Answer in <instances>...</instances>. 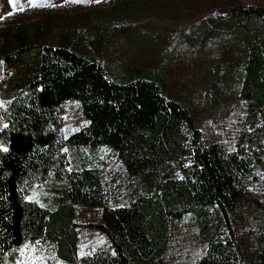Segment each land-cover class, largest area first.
Here are the masks:
<instances>
[{
	"label": "trees",
	"instance_id": "16d2710c",
	"mask_svg": "<svg viewBox=\"0 0 264 264\" xmlns=\"http://www.w3.org/2000/svg\"><path fill=\"white\" fill-rule=\"evenodd\" d=\"M157 1L94 12L105 26H91L90 15L50 12L0 26V147L8 149L0 151V264H17L25 245L40 247L50 264H168V232L187 216L205 243L193 264H264V244L259 262L248 261L231 223L245 201L249 152L255 155L264 135V7L238 3L200 27L201 43L234 28L249 38L245 47L231 46L233 66L224 69L238 77L246 124L256 133L241 132L229 152L204 142L195 108L170 92L161 74L101 60L112 38L135 30L111 20ZM222 92L210 79L206 101L216 104ZM66 101L79 105L86 124L64 135L59 109ZM101 148L136 179L124 205L105 204L93 158ZM77 206L100 210L87 227L100 231L110 250L79 253Z\"/></svg>",
	"mask_w": 264,
	"mask_h": 264
},
{
	"label": "rangeland",
	"instance_id": "374dc122",
	"mask_svg": "<svg viewBox=\"0 0 264 264\" xmlns=\"http://www.w3.org/2000/svg\"><path fill=\"white\" fill-rule=\"evenodd\" d=\"M135 1L0 0V26L13 21L29 22L45 12L66 18L86 14L93 19L91 26L98 22L105 26L107 22L95 18L94 12L118 10L117 7ZM238 3L264 7V0H158L156 6L149 5L140 14L122 11V16L111 20L112 24L129 23L135 30L112 38L101 59L102 62H125L134 68L161 74L167 89L179 96L185 106L195 108V127L204 142L219 143L229 152L236 150L241 132L256 133L246 124L245 106L238 97L240 81L224 69V63H232L228 57L231 46L245 47L249 38L245 32L234 28L223 30L220 37L201 43L200 27L209 18L226 16L228 9ZM210 79L219 80L223 85L222 96L216 104L206 101ZM59 116L64 135L86 124L74 101L64 102ZM258 142L253 147L255 155L249 152L252 159L250 172L241 178L245 201L231 216L238 246L248 261L256 263L259 262L256 256L264 244V135L258 137ZM255 156L259 162L255 161ZM93 158L102 173L105 204L124 205L136 186V179L129 177L116 157L105 148L96 150ZM99 213L98 209L75 208L80 254L110 250L104 235L87 227L99 220ZM204 249L205 243L198 236L193 219L187 216L170 228L164 260L168 264H193ZM19 262L50 264L40 247L24 251Z\"/></svg>",
	"mask_w": 264,
	"mask_h": 264
},
{
	"label": "snow or ice",
	"instance_id": "6c2138e0",
	"mask_svg": "<svg viewBox=\"0 0 264 264\" xmlns=\"http://www.w3.org/2000/svg\"><path fill=\"white\" fill-rule=\"evenodd\" d=\"M96 2L99 3L100 0H96ZM21 10H23V9H21ZM0 106H2V105H0ZM4 127H7V125L5 124ZM0 151L7 152L8 149H7L6 147H0ZM27 249H28V245H25L24 248L21 249L20 251H21V253L23 254V252L26 251ZM17 264H20V262L18 261Z\"/></svg>",
	"mask_w": 264,
	"mask_h": 264
}]
</instances>
